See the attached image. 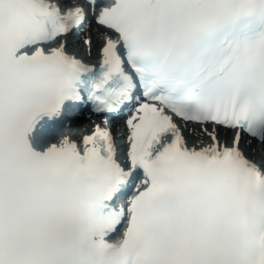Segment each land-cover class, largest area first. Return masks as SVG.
Returning a JSON list of instances; mask_svg holds the SVG:
<instances>
[{"label":"snow or ice","instance_id":"snow-or-ice-1","mask_svg":"<svg viewBox=\"0 0 264 264\" xmlns=\"http://www.w3.org/2000/svg\"><path fill=\"white\" fill-rule=\"evenodd\" d=\"M0 264H264V0H0Z\"/></svg>","mask_w":264,"mask_h":264},{"label":"bare ground","instance_id":"bare-ground-1","mask_svg":"<svg viewBox=\"0 0 264 264\" xmlns=\"http://www.w3.org/2000/svg\"><path fill=\"white\" fill-rule=\"evenodd\" d=\"M87 35H88V33L84 32L83 36H81L75 42L73 40H71L70 43L73 44V47H71L69 50L71 52H74L75 54H77L79 57L83 58L86 61H93V60H96L100 57V53H99L100 39H99L98 33H96V31H92L93 47H92L91 51L89 52L87 45H85L83 43V39ZM104 121H107V119L106 118H96L93 122H88V123L84 124L83 126L86 127L87 130L90 128L92 130L96 123H100V122L104 123ZM47 138L51 141H54V142L59 141L61 139V138H57V137H47ZM71 138H74V137H71ZM260 147L261 146L257 143L253 144V148L255 150H259Z\"/></svg>","mask_w":264,"mask_h":264},{"label":"rangeland","instance_id":"rangeland-1","mask_svg":"<svg viewBox=\"0 0 264 264\" xmlns=\"http://www.w3.org/2000/svg\"><path fill=\"white\" fill-rule=\"evenodd\" d=\"M93 30H95V28H93ZM81 35V34H80Z\"/></svg>","mask_w":264,"mask_h":264}]
</instances>
